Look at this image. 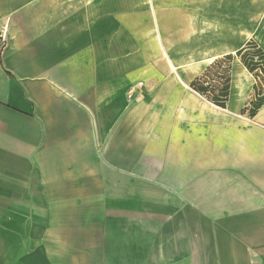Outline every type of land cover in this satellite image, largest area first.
<instances>
[{
	"label": "crops",
	"instance_id": "obj_1",
	"mask_svg": "<svg viewBox=\"0 0 264 264\" xmlns=\"http://www.w3.org/2000/svg\"><path fill=\"white\" fill-rule=\"evenodd\" d=\"M174 16L157 0H0V264H264L255 78L233 60L225 109L191 90L168 53L190 47L159 32ZM191 16L202 61L249 39L264 52V12L229 43L218 15Z\"/></svg>",
	"mask_w": 264,
	"mask_h": 264
},
{
	"label": "rangeland",
	"instance_id": "obj_2",
	"mask_svg": "<svg viewBox=\"0 0 264 264\" xmlns=\"http://www.w3.org/2000/svg\"><path fill=\"white\" fill-rule=\"evenodd\" d=\"M212 1L213 2L210 3L208 1L206 2L205 0H175L172 4L171 2L169 3L168 0H157L158 13L161 10L162 12L165 10H175L177 13V16H174L172 20L170 19L169 23H159V32L161 34L163 47L165 48L169 47L171 49V47L177 46V44L190 47L189 50L183 51L184 53L187 52L184 56L178 55L177 52H168L169 58H171L176 63V65L180 66V72L184 70V74L188 73V76H191L193 73H197L190 82H192L195 78L201 77L205 73L207 67L210 66L213 62H215L216 60H220V63L219 65H217V67H211L209 69L210 71L206 73L207 78H205V82H207V85H217L219 83V80L215 75L217 71L221 72L225 67H229V73L231 77L233 60L237 59L243 65L242 58H245L248 61L249 55L253 54L254 51L257 50V48L261 50V47L255 40L249 39L243 45V47H245L248 42H251L253 44L246 50V52H244L243 55L237 56V51H235L234 53L230 54L231 59L229 60H225L223 56L218 57L212 61H202L200 59L202 48L201 44L203 43L204 38L200 37V39L197 40L196 31H198L200 25L195 19L192 18L191 13L196 14L198 18L214 17L217 19L218 15L220 18H218L217 20L219 22L221 21L222 23L221 28L223 37L221 38V40L229 43L237 35L238 32H242L245 28L250 29L245 25L247 22H252L253 20H255L254 17L256 16V14L261 15L262 12H264V7H262L264 6V4H262L260 8L256 9L254 12L250 11L248 13H244L242 16H239L240 14H242L241 9L249 7L251 0ZM171 5H173L174 7H172ZM233 16H238V18H234ZM166 17L167 14L163 13V21ZM230 18H234L233 21ZM252 58H254V62L258 61V58L255 55ZM255 72L259 73L258 70ZM253 77L255 78L254 75ZM257 86L258 91H262L261 82H259V80ZM207 95H210V93H208Z\"/></svg>",
	"mask_w": 264,
	"mask_h": 264
},
{
	"label": "trees",
	"instance_id": "obj_3",
	"mask_svg": "<svg viewBox=\"0 0 264 264\" xmlns=\"http://www.w3.org/2000/svg\"><path fill=\"white\" fill-rule=\"evenodd\" d=\"M253 43H247L245 47L239 49L236 52V55H243L244 52L252 45ZM249 55V54H248ZM253 55V56H252ZM254 55L258 58V61L254 62L252 57ZM225 60L231 59V55H225ZM220 60H216L213 62L210 66L207 67L205 73L198 78H195L190 83V88L197 93L198 95L204 97L208 102L211 104L217 106L218 108L225 109L226 103L229 98V90H230V73H229V67H225L222 69L221 72L217 71L216 78L219 80V83L217 85H207V82H205V78H207V74L211 67H217L219 65ZM242 63L245 66V68L252 73L255 76L256 84L253 87L254 90V97L249 102V115H253L256 110L264 104V94L263 91H258V80L261 82V87L263 85L264 81V52L257 48L256 51H254L253 54H250L248 57V61L245 58H242ZM259 71V73H256L255 71ZM210 93V95H207Z\"/></svg>",
	"mask_w": 264,
	"mask_h": 264
},
{
	"label": "built area",
	"instance_id": "obj_4",
	"mask_svg": "<svg viewBox=\"0 0 264 264\" xmlns=\"http://www.w3.org/2000/svg\"><path fill=\"white\" fill-rule=\"evenodd\" d=\"M6 40H7L6 30L3 27L1 29V31H0V45H1V47H4L5 46ZM139 85H141V84H139Z\"/></svg>",
	"mask_w": 264,
	"mask_h": 264
}]
</instances>
